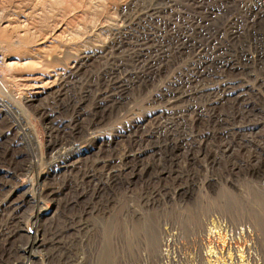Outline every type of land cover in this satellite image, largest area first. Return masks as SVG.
Listing matches in <instances>:
<instances>
[{
    "label": "rangeland",
    "instance_id": "374dc122",
    "mask_svg": "<svg viewBox=\"0 0 264 264\" xmlns=\"http://www.w3.org/2000/svg\"><path fill=\"white\" fill-rule=\"evenodd\" d=\"M164 1L0 0V80L7 86H0V98L19 107L29 122L27 131L31 128L37 137L29 153L21 144L23 131L0 109V176L9 179L0 190V264H6L8 252L19 241L27 242L19 238L13 244L10 235L32 225L30 217L37 214V208L28 206L16 213L5 199L11 187L12 198L24 195L29 182H38L37 174L44 180L46 216L56 209L53 218L38 225L51 264H264V126L259 129V147L252 154L242 152L222 131L224 119L237 114V104L231 95L223 99L221 92L210 93L193 80L199 61L192 52L172 54L156 74L146 64L154 48L141 62L138 49L125 42L152 28L162 35L171 27L178 32L204 8H216L219 15L208 30L215 40L207 55L217 58L216 51L226 47L232 30L244 26L245 13L223 0H175L174 9L150 22L145 14ZM242 1L249 9L263 0ZM196 36L190 34L193 44L199 40ZM237 44L223 60L248 66L264 78V35L258 39L249 34ZM84 49L100 52V58L93 66H74ZM117 71L133 84L125 95L114 83ZM246 82L243 87L250 92L244 99L257 106L254 119L264 124V85ZM34 84L45 91L26 101L34 95ZM178 86L189 94L170 105L164 94ZM80 100L89 127L81 138H72L78 131ZM95 111L98 118L90 123ZM179 113L185 117L182 127H172L169 117ZM170 128L180 143L145 153L143 167L133 175L107 177L130 151L148 145L134 142L133 136L145 139L156 132L166 138ZM183 136L200 140L202 146L181 143ZM55 139L60 146L72 145L67 142L74 139L86 144L83 160L79 152L71 158L79 157L81 164H76L81 168L75 164L72 171L51 173L48 162ZM226 145L232 146L227 153ZM255 154L262 155L261 163L245 169L257 164ZM30 160L37 166L28 171ZM88 171L93 177L86 176ZM210 246L216 253H208Z\"/></svg>",
    "mask_w": 264,
    "mask_h": 264
},
{
    "label": "bare ground",
    "instance_id": "6f19581e",
    "mask_svg": "<svg viewBox=\"0 0 264 264\" xmlns=\"http://www.w3.org/2000/svg\"><path fill=\"white\" fill-rule=\"evenodd\" d=\"M223 1H227L228 3H230V6L234 8H238V9L243 8L239 14L245 13L244 14L245 22H244L243 27L235 28L232 30L231 37L226 47L224 49L222 48L221 50L216 51L217 56H218L217 58L219 59L214 58L215 56L212 57V56L207 55L209 53L210 46L214 43L213 41L215 40L214 37H212L213 35H209L208 30L210 29L209 28L210 22L217 15H219L218 12L220 9H216V8H204V10H202V15H200L197 20L193 18L192 21H190V23L187 26H184L178 32H176V30L173 27H171L169 28L170 31L167 33V35L166 34L162 35L161 34L162 32L160 30H158L157 28H152V29H148L145 33H142L139 35H133V37H131L129 40L128 39L125 40V42L129 41L128 43L131 44L133 48L138 49V56H137L138 61L144 62V61H147L148 58H150V61L146 63L149 65V67L147 66L148 71L153 69V72L156 74L159 73L160 70L164 66H166L172 54H175V56H179V55L181 56L187 52H192L196 56V59L199 61V69L195 73L193 80L202 83L203 89L211 90L210 93L215 92V91L221 92L222 94L225 95L223 99H226L228 95H231L233 98V102L237 104L236 106L237 114L234 113L232 114L231 117L227 116L224 119L222 131H224V133H226L227 136L230 137L232 141L238 145V149L240 148L242 149V152L252 154L253 150L259 147L258 145V141H259L258 134H260L259 129L260 127L264 126V124H260L258 119H254V116H257L258 109H257V106L253 102L249 103L245 101L246 100L244 99L245 95L250 92V89L248 92V90L244 89L243 86L244 84L247 83L246 81H250V80L258 82L260 85H264V78H261L258 73L251 72L249 70L250 67L240 66V64L232 60L225 61L223 60V57L225 56L227 52L230 51L231 47H233L234 44H237L240 41L242 42V40L247 35L249 34H251V36L255 35V37H257L258 39L264 35V0L260 2V6H258L257 8H249V9L247 8L246 4L242 0H223ZM175 3H176L175 0H166L162 2V5H158V6L150 8L148 12L145 14V17L146 16L149 17L150 22L152 23L154 21L161 20L165 16L167 9L175 8ZM196 4L200 6L202 2L199 1ZM173 24L175 23L173 22ZM192 32L193 34L196 33L197 35L196 37H199L198 42L195 44L192 43L193 40L192 38H190V34ZM171 45H173V47ZM121 46L123 45L121 44ZM152 47L154 48L155 55L153 57L149 56L146 59V57L144 56L146 55L147 52H150L148 49ZM99 54L100 52L98 51L92 52L89 49H84L77 54L76 56L77 60L74 66H93L94 61L100 58ZM9 63H14V61H10ZM214 68H216L217 70L215 71ZM120 73H121L120 71H117L113 75L115 79L114 83L119 88V91L121 92V94L125 95L132 88L133 84L127 80H123L120 77ZM146 76L147 74L144 76V78ZM27 78L29 80V77ZM35 81H38V80L35 79ZM40 88H41L40 85L34 84L32 88L34 89L33 90L34 95L32 96L28 95V97L26 98V101H31L35 99L33 98V96L37 97L38 95H41L42 92L45 91V90H40ZM179 89H180V86H178V90H176L175 92H172V93L170 91L165 92L164 97L165 98L169 97L168 102L170 105L176 104L184 100L186 96L189 94ZM88 90H89L88 88L85 89L84 93H88ZM80 104L81 105H80V111L78 112V118L75 121V125L77 126L78 131L77 132L74 131L73 135L71 136L72 138L78 135H79V138H81V134L84 133L85 131V126L89 127V123H87L88 120L87 119L85 121L83 120V118L87 116L86 114L82 113V109H83L82 106H84V102L80 100ZM18 108L19 107L16 104L12 105L10 102L4 103L2 98H0V109L3 110V113L5 115L12 116L9 118L12 119V121L14 122V125L16 124V127H18L20 130L23 131L21 132L23 133L21 144L25 146V148L28 150L29 153L33 154L36 148L37 137L35 136L34 131L31 128H30V131H27L28 130L27 127H30L29 122L26 119V117L23 115L22 111ZM97 112L98 111H95L94 117H92V119L90 120V123H95V120L98 118ZM236 115L238 116V119L237 117H235ZM169 118L172 122L171 124L172 127H175V128L178 125L181 126L182 122L185 120L184 115L181 113L177 115H172ZM65 126L66 124L63 123V128H65ZM50 129L52 131L51 127ZM135 132H137V130H133V133ZM53 133L58 135L59 130L58 131L54 130ZM192 133L193 132H191V134ZM164 135H166V138H161V136H159L156 132L150 133V135H147L145 139L142 137L133 136L134 142L139 140L141 143L146 142V144L148 145L142 146V148L140 149L138 148L137 152L130 151L125 156V158L122 160L121 166L111 168V170L108 173H106L107 177L113 179L114 177H116L115 176L116 174H122L121 176H123L129 173L133 175L135 174V172L139 171L141 167H143L145 153L154 151L156 149L157 150L162 149L163 146L165 148L169 145L170 142H174V143L179 142L177 141L176 133L172 128H170V130H167ZM122 136L127 137V140L130 139V136L129 137L125 135H122ZM123 139H126V138H123ZM182 139L183 141H181V143L182 142L188 143L190 141L191 142L195 141L194 144L198 143L197 145L202 146L201 145L202 142H200V140L199 141H197L196 139L191 140L192 138H189V136H183ZM74 140L72 141L69 140L67 142L70 144L73 143L72 145L68 144L69 146L68 145L64 146L65 143L60 146L61 143L58 144L59 140H56V139L51 142V148H52V152H54L53 153L54 155L52 156L50 155L51 159H49L48 166L50 168V171H52L51 173L53 175L67 171V170L72 171L73 168L75 169V166L77 165L76 164L77 161L79 165L81 164L79 157L74 160H72L71 158L73 157L74 154L79 152L81 153V157L83 160L84 156L86 155L85 149L87 148V146L86 144L81 142L79 139H78V142ZM12 143L11 145H13ZM230 148H232V146L228 147L226 145L224 146L223 149H225V152L227 153L228 149L230 150ZM6 150L7 149H5L4 151ZM225 152L223 151V153ZM215 154L217 155V153ZM76 156H78V154ZM257 156L258 157L254 156V160H253V162L257 164L251 165L250 167H247L245 169H248L251 167L254 168L256 165H259L261 163L262 155H257ZM29 163L30 164L28 165L29 166L28 171H30L31 168H35L37 166V162L34 160H30ZM234 165H237V163ZM238 167L242 168L243 167L242 163L238 165ZM78 168H81V166L80 167L78 166ZM4 176L5 175L0 176V190L4 188V185H5L4 182H8L9 180L8 178L6 179ZM86 176L91 178L93 177V174L88 171V174ZM37 180L38 182H35V181L29 182L28 183L29 188L25 186L27 189L25 188L26 190L24 192V195L23 193L21 194L22 196L20 195L23 199L19 198L20 196L19 197L16 196L12 198V196L10 195L14 194L15 188L11 187L12 190L10 192V195L6 197L5 202H4V204H11L9 205V207L10 208L12 207L15 211L17 210L16 213H19L20 209L24 208L25 206L37 208V214L34 216L32 215L30 217L34 219L35 225H37L36 224L37 222H40L42 219L44 220L46 217L47 219L53 218V216L55 215V211H56V209H53V212L49 216H46L47 215L46 212H48L49 208L48 207L46 208V206L44 205L42 206L43 204L42 197L44 194L42 186H43L44 180L38 174H37ZM19 217L20 215L18 216V218ZM217 226L218 225H214L213 227L215 228ZM14 233L10 235V239L12 240L15 235L20 233V231L18 230L17 233L15 234ZM31 237L32 239L30 241L28 240V237L25 234L21 235L20 237V238H23L22 241L28 240L25 244L21 245L25 247V251L27 253L30 254L38 248H41V249L46 248V245L48 244V242L42 241V239L39 236L38 230L34 231V234ZM235 245H237L236 242H235ZM212 252L216 253L215 249H213V246H210L208 253L211 255Z\"/></svg>",
    "mask_w": 264,
    "mask_h": 264
},
{
    "label": "built area",
    "instance_id": "2783aa9c",
    "mask_svg": "<svg viewBox=\"0 0 264 264\" xmlns=\"http://www.w3.org/2000/svg\"><path fill=\"white\" fill-rule=\"evenodd\" d=\"M2 63L3 56L0 53V64ZM0 86L3 90L7 89V86L4 81L0 80ZM31 220H33L32 225L28 224L27 226H24V228L22 229L23 232L21 231L13 238V244L16 243V239L18 240L21 235L25 234L28 237V240L30 241L32 239L31 236L34 234V231L38 230L39 232L40 229L38 228V225L40 222H37V225H35L34 219L32 218ZM40 238L42 239V235H40ZM23 244L25 243L19 242L14 248L10 249L8 255L6 256L7 258H5L6 264H51L50 252H47L46 249L38 248L29 254L25 251V247L21 246Z\"/></svg>",
    "mask_w": 264,
    "mask_h": 264
}]
</instances>
